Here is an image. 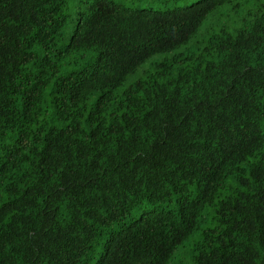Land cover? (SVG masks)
<instances>
[{"label":"trees","instance_id":"16d2710c","mask_svg":"<svg viewBox=\"0 0 264 264\" xmlns=\"http://www.w3.org/2000/svg\"><path fill=\"white\" fill-rule=\"evenodd\" d=\"M0 264H264V0H0Z\"/></svg>","mask_w":264,"mask_h":264},{"label":"rangeland","instance_id":"374dc122","mask_svg":"<svg viewBox=\"0 0 264 264\" xmlns=\"http://www.w3.org/2000/svg\"><path fill=\"white\" fill-rule=\"evenodd\" d=\"M120 1H122V0H120ZM124 2H125L126 4H128V0H124ZM228 19H231V17H229V16H226V19H225V20H228ZM129 82H130V80H128V81L126 82V84H125L124 88H125L126 86H128V85H129Z\"/></svg>","mask_w":264,"mask_h":264}]
</instances>
